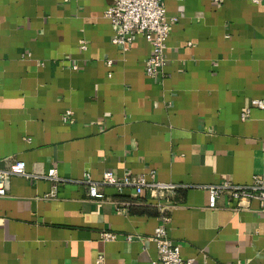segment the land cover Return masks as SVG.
Returning a JSON list of instances; mask_svg holds the SVG:
<instances>
[{
    "label": "crops",
    "instance_id": "obj_1",
    "mask_svg": "<svg viewBox=\"0 0 264 264\" xmlns=\"http://www.w3.org/2000/svg\"><path fill=\"white\" fill-rule=\"evenodd\" d=\"M111 1L0 0V169L19 160L33 175L0 196V264H151L162 215L191 264H264V199L210 207L204 187L264 181V110L241 117L264 99V2L162 0L166 64L149 76L143 35L111 42ZM108 169L175 187L90 197L84 175Z\"/></svg>",
    "mask_w": 264,
    "mask_h": 264
},
{
    "label": "built area",
    "instance_id": "obj_2",
    "mask_svg": "<svg viewBox=\"0 0 264 264\" xmlns=\"http://www.w3.org/2000/svg\"><path fill=\"white\" fill-rule=\"evenodd\" d=\"M250 1L253 3L264 2V0ZM103 16L110 21L113 27L111 42L122 50L129 48L136 34L143 35L151 44V52L145 61L144 71L149 76L161 73L166 64L164 49L169 34V23L166 19L162 0H112L104 9ZM79 42V47L85 49L86 43L83 40ZM106 64L112 65V60L107 59ZM251 107L264 110V99H252L249 106L245 107L241 113L242 118L248 116ZM67 114H71V112L68 111ZM12 175L33 176L25 171L24 162L19 160L15 161L9 168L0 169V196L6 194L8 179ZM42 177L52 182L53 189L63 180L58 176L54 166L50 167ZM82 181L87 185L89 196L99 200L105 196L101 189L103 186H112L119 192L125 187H132L136 194L142 193L144 189H149L153 196L163 195L164 192L173 190L175 187L172 183L155 180V171L153 170L149 171L148 175L140 173L119 177L113 170L108 169L103 171L99 181L92 180L88 174L84 175ZM204 187L209 192L210 207H214L216 199L224 193L236 200L243 198L264 199V181L258 175H254L249 184H235L225 180L217 184L204 185ZM167 220L168 216L162 215L161 223L155 227L151 236L159 253L158 260H153L151 264H191L192 259L183 258L179 247L168 236ZM116 236V233L109 231L100 233L102 240H112ZM133 238L134 235H127V240ZM94 264H104V256L102 254L97 255Z\"/></svg>",
    "mask_w": 264,
    "mask_h": 264
}]
</instances>
